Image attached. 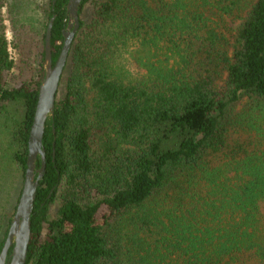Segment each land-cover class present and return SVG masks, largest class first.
Masks as SVG:
<instances>
[{
	"label": "trees",
	"instance_id": "obj_1",
	"mask_svg": "<svg viewBox=\"0 0 264 264\" xmlns=\"http://www.w3.org/2000/svg\"><path fill=\"white\" fill-rule=\"evenodd\" d=\"M67 3L0 0L4 173L24 177ZM78 18L25 264H264V0H83Z\"/></svg>",
	"mask_w": 264,
	"mask_h": 264
},
{
	"label": "water",
	"instance_id": "obj_2",
	"mask_svg": "<svg viewBox=\"0 0 264 264\" xmlns=\"http://www.w3.org/2000/svg\"><path fill=\"white\" fill-rule=\"evenodd\" d=\"M83 0H68L66 29L63 31V44L60 54L52 65L51 62V30L55 20H49L44 40L43 73L38 88V98L33 122L27 142L26 170L20 197L14 215L0 251V264H25L30 239V217L39 187V181L45 173L46 153L42 139L46 121L53 117L56 96L60 79L64 71L72 41L79 28L78 10ZM54 4V2L52 3ZM40 159V168L36 169V161ZM9 258V263L7 259Z\"/></svg>",
	"mask_w": 264,
	"mask_h": 264
},
{
	"label": "rangeland",
	"instance_id": "obj_3",
	"mask_svg": "<svg viewBox=\"0 0 264 264\" xmlns=\"http://www.w3.org/2000/svg\"><path fill=\"white\" fill-rule=\"evenodd\" d=\"M6 27L7 40H11V34L9 29V22H4ZM9 56L12 60H15V52L9 47ZM240 106H238L239 108ZM237 108V109H238ZM0 170V242L3 240L5 232H8L11 219L14 215L18 199L23 186L24 177L20 176L17 170H10L8 173H4ZM58 210V202L54 201L49 205L47 211V218L53 219ZM9 221V223H8Z\"/></svg>",
	"mask_w": 264,
	"mask_h": 264
}]
</instances>
